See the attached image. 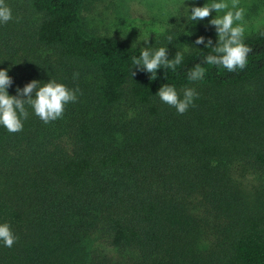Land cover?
Instances as JSON below:
<instances>
[{
    "label": "trees",
    "instance_id": "16d2710c",
    "mask_svg": "<svg viewBox=\"0 0 264 264\" xmlns=\"http://www.w3.org/2000/svg\"><path fill=\"white\" fill-rule=\"evenodd\" d=\"M92 1L5 0L9 95L50 79L82 94L55 121L26 105L22 131L0 125V224L19 238L0 241V264H264V26L247 25L253 52L230 73L203 64L211 49L195 43L215 46V11L191 21L183 8L171 28L184 35L144 46L88 28ZM150 46L183 62L137 71L131 58ZM197 63L206 72L193 82ZM164 84L181 97L194 88V106L179 114L162 102Z\"/></svg>",
    "mask_w": 264,
    "mask_h": 264
},
{
    "label": "clouds",
    "instance_id": "9594fccd",
    "mask_svg": "<svg viewBox=\"0 0 264 264\" xmlns=\"http://www.w3.org/2000/svg\"><path fill=\"white\" fill-rule=\"evenodd\" d=\"M216 15L209 20L214 26L217 41L213 46L211 38L205 41V37L196 39L197 45L204 44L210 48L211 53L206 55L203 64L222 67L228 72L243 71L248 65V57L253 52L252 47L247 45L245 33L247 25L245 22L246 10L241 6L240 0H208L202 7L193 6L189 19L201 21L209 18L212 12ZM13 19L12 9L5 2L0 0V23L6 24ZM264 35V33H261ZM171 43L172 37H168ZM146 44L148 38L143 40ZM132 64L137 71H144L149 74L157 73V70L164 68L175 71L183 62V53L177 51L174 58H168V47L153 49L151 46L141 48L139 57L133 56ZM206 68L201 63L195 64L188 71V79L196 82L204 79ZM136 71L131 70V76ZM78 76L74 74V78ZM12 78L8 75L7 69H0V125L4 126L10 133H17L23 129V121L29 116L27 106H30L36 116L45 124L63 117L65 106L70 102H76L78 93L82 94L79 87L72 89L54 79L41 85L37 80L27 83L22 89L17 88L15 96L9 95L7 89L12 85ZM162 102L174 107L179 114H184L189 107L194 106V99L199 93L194 88L183 89V96L176 90L175 86L164 84L157 94ZM11 230L9 223L0 224V241L4 246L12 247L18 240Z\"/></svg>",
    "mask_w": 264,
    "mask_h": 264
},
{
    "label": "rangeland",
    "instance_id": "374dc122",
    "mask_svg": "<svg viewBox=\"0 0 264 264\" xmlns=\"http://www.w3.org/2000/svg\"><path fill=\"white\" fill-rule=\"evenodd\" d=\"M174 1H180L175 3ZM197 0H93L83 10V17L88 28L105 35H114L133 43L146 45L154 39H165L176 32L184 35L182 26L171 28L172 18L182 21ZM246 4L250 0H245ZM243 0H240L242 5ZM255 5L248 16L246 25L253 28L264 26V0H255ZM185 9V14L181 13ZM192 31V30H190ZM247 32L251 31L247 28ZM188 36H192L189 31Z\"/></svg>",
    "mask_w": 264,
    "mask_h": 264
}]
</instances>
